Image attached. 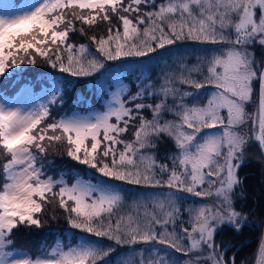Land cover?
<instances>
[{
  "label": "snow or ice",
  "instance_id": "snow-or-ice-1",
  "mask_svg": "<svg viewBox=\"0 0 264 264\" xmlns=\"http://www.w3.org/2000/svg\"><path fill=\"white\" fill-rule=\"evenodd\" d=\"M190 43L204 47L185 63ZM128 60L154 66L105 89L102 111L62 113L73 78ZM38 62L68 78L28 109L0 104V264H236L221 234L246 227L264 264V213L238 206L240 169L256 148L264 158V0H39L0 16V80ZM53 147L100 179L47 175ZM56 208L78 242L18 254L15 232Z\"/></svg>",
  "mask_w": 264,
  "mask_h": 264
},
{
  "label": "trees",
  "instance_id": "trees-1",
  "mask_svg": "<svg viewBox=\"0 0 264 264\" xmlns=\"http://www.w3.org/2000/svg\"><path fill=\"white\" fill-rule=\"evenodd\" d=\"M23 0H18V2H22ZM159 2V0H158ZM72 42L76 43H86L85 40L73 36L72 37ZM192 47H189V45H183L180 47L179 51L184 52L185 55L182 57L183 61L185 63H194L195 58L198 55H201V49L204 46H198L196 44H192ZM171 51H176L175 49ZM162 56H166L167 54L162 52ZM176 57H172L171 59L167 60L168 65H171L176 61ZM45 66V64H44ZM154 66L153 64H148L147 61H124V62H109L108 66L106 69L102 70L100 74H98L97 78L95 80L91 78H81V79H76L73 78V83L76 86L75 87V92L74 94L76 95V104H77V110L84 111L86 113L89 110H100L102 109L106 103V98L107 96L105 95V89L110 92L111 89H113L117 83L119 82L118 80L123 79L125 82L130 83V81H136V78L140 74L147 75L149 72V69ZM159 67H163V65H160ZM26 69H20L19 71L16 70V73L14 74V78H12L13 74L10 75V80L9 81H4L3 84L0 85L1 91L6 93L7 95L18 93L22 87L27 86V85H34L35 88L38 90H41L43 86H51L53 83L62 79H67L68 77L61 76L55 69H52L50 67H46L41 70H31V71H26ZM158 70V68H157ZM31 72V75L28 73ZM37 85H40L37 87ZM69 93H73L72 90H69ZM70 96V95H69ZM71 97V96H70ZM87 97V103H81V101ZM69 98V97H68ZM74 98V96H73ZM75 99V98H74ZM75 111H72L74 113ZM68 114L71 112H67ZM64 113V114H67ZM130 138V137H126ZM259 150V149H258ZM161 151H164L162 148ZM263 160V158H262ZM260 158L256 159L253 156L250 155L249 157V163L243 166L240 169V175L241 177H246L245 180V194H246V201H240L238 202L239 204H244L246 208H252L254 210V218H261V213H264V176H262V172H264V167H261L264 165V160L262 161ZM77 169L82 170L84 175L86 177H90L93 179L95 182L96 180L100 179L98 174L94 173V170H89L85 166H75ZM83 167V169L81 168ZM86 170V171H84ZM70 176L75 177L76 175L73 174H68ZM126 191H141V192H156V190L153 189H136V188H131L129 189L128 186H123ZM131 200L126 199V204H130ZM185 207H187V204H185ZM185 218H187L185 216ZM57 219L53 220L48 216L47 222L44 223V226L39 228V230L36 231H29L25 230L24 233H18L17 239L19 242L20 241H27L28 239L31 238L29 236L30 234L35 235L34 238H38L41 236L43 232H49L52 231L53 233H58V230L51 229L54 226H57L58 229V224H57ZM60 228L61 226H64L65 228L67 227L66 222L62 223L60 221ZM50 224V225H48ZM45 225H48L46 228ZM34 229V228H33ZM73 234V233H72ZM81 236V233L78 231L75 232V236L73 235V239L71 242H76V237ZM260 237V238H259ZM53 238H56L53 240ZM69 235H66L63 239L67 240L69 239ZM225 238L230 239V242L233 245H236V247H233L229 253H232V251L235 253L236 260L240 261L241 258L240 255L243 254L244 251H247L246 254L248 255H253L255 252L258 250V245L261 241V235L257 233H246L242 232L240 235H235L232 233L230 235L228 232L225 233ZM259 238V239H258ZM48 245L50 246L51 243L56 242L59 240V236H53L50 237ZM47 247V249L49 248ZM138 248L141 246H137ZM121 256L125 254L124 249L119 250ZM228 253V254H229Z\"/></svg>",
  "mask_w": 264,
  "mask_h": 264
},
{
  "label": "rangeland",
  "instance_id": "rangeland-1",
  "mask_svg": "<svg viewBox=\"0 0 264 264\" xmlns=\"http://www.w3.org/2000/svg\"><path fill=\"white\" fill-rule=\"evenodd\" d=\"M39 3V0H23L22 2H18V0H0V16H7V17H13V16H18V15H22L25 12H28L30 10H33L34 6L37 5ZM189 45V47H192L193 45L187 44ZM198 46L199 44H196ZM257 55H260L259 50H257ZM47 65L44 66V63L42 62H38L36 65H22L19 69H17L18 71L20 69H26L28 68V70L26 71H31V70H41L46 68ZM32 72V71H31ZM31 72H28L31 75ZM10 80V75L9 77L3 78L2 80H0V85L4 83V81H9ZM119 82L117 83V85L110 90V92L116 91L117 87L120 86L121 84L124 85H129V83L125 82L123 79L118 80ZM56 84V81L53 83V85L51 86H43L41 90H38L35 88L34 85H27L25 87H22L21 90L18 93H14V94H10L7 95L6 93H4L3 91H1L0 89V104H5L8 107H14V108H21V109H28L30 107H32L33 105H38L40 103L43 102L42 97L45 96V93L50 92L51 87H54ZM71 97H70V96ZM74 96V98H73ZM68 103L63 107V109H61L62 113H67V112H71V113H67L66 115L69 116H80V117H87L89 116V114L93 111V110H89L86 113H84V111L81 110H77V104H76V95L74 93H69L68 92ZM107 100L108 97L106 98V104H107ZM106 104L104 106H106ZM254 106L250 105L249 106V110H252ZM102 109L97 110V111H102ZM72 111H75L74 113H72ZM251 156H253L254 158H260L259 156V150L258 148H256L252 153ZM262 160V158H260ZM263 161V160H262ZM264 162V161H263ZM81 168V167H80ZM83 169V167L81 168ZM45 171L47 175L53 176L54 178H63L65 181H67L69 184L74 183L75 180L77 178L82 179V180H91L93 183H95L93 181V179H91L90 177H86L84 175V173H82V170H78L77 167L74 166V162L73 163H69V159L66 156L60 155L56 148L53 147L52 149H50L49 154L47 156V161L45 163ZM86 171V170H84ZM68 174H73L76 175L75 177L70 176ZM166 189H161V190H156V192H166ZM197 200H199L200 198H195ZM55 206V205H54ZM239 206V205H238ZM49 211H51V209H49ZM56 215H57V224H58V229L57 226H54L51 229L54 230H58V233H53L52 231L49 232H43L41 234L40 237L38 238H34L35 235L30 234L29 236H31L30 239H28L27 241H18L16 240V248L15 251H17L18 254L21 253H26L28 255H38L40 254L41 251H50V249L52 247L55 246L56 242H53L50 244V246L48 245L49 241H53L56 238H53V240H50V237L59 236V240H62L64 243L66 244H75L76 242H71L73 239V231L69 230L68 227H64L61 226L60 228V221L62 223H64V219L62 216V209L56 208ZM48 218V217H47ZM47 218L45 219L44 223L47 222ZM257 220H259L258 218H256ZM50 225V224H48ZM48 225H45V227L47 228ZM25 228H20L19 230H17L15 232V239H17V234L18 233H24L25 232ZM30 232L31 231H38L39 228H32V229H27ZM246 233H257L259 235H261V231L259 229H250V228H245L243 230ZM229 233L230 235H232L231 231H225L224 233L221 234L222 238L225 241H230V239L225 238V233ZM66 235H69V239L65 240L63 239ZM260 238V237H259ZM258 238V239H259ZM49 246V248L47 249V247ZM247 251H244L242 255H240L241 259L240 261L236 260V264H254L255 262V256H256V252L253 255H248L246 254ZM234 252L232 251V253H229L228 255L231 256ZM237 256V255H236Z\"/></svg>",
  "mask_w": 264,
  "mask_h": 264
},
{
  "label": "water",
  "instance_id": "water-1",
  "mask_svg": "<svg viewBox=\"0 0 264 264\" xmlns=\"http://www.w3.org/2000/svg\"><path fill=\"white\" fill-rule=\"evenodd\" d=\"M263 160H264V158H263ZM259 246V245H258ZM257 252H258V250H257ZM257 252H256V256H255V258H257ZM255 262H256V259H255ZM255 262H254V264H255Z\"/></svg>",
  "mask_w": 264,
  "mask_h": 264
}]
</instances>
